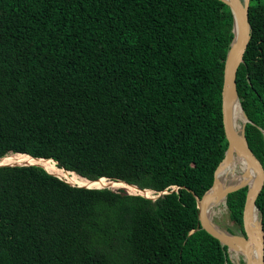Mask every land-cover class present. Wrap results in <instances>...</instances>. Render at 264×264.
<instances>
[{"label": "trees", "instance_id": "16d2710c", "mask_svg": "<svg viewBox=\"0 0 264 264\" xmlns=\"http://www.w3.org/2000/svg\"><path fill=\"white\" fill-rule=\"evenodd\" d=\"M236 71L247 144L264 166V0H250ZM233 17L222 0H0V264H235L201 228L195 196L227 141L223 68ZM176 189H172L173 187ZM247 187L226 196L242 230ZM264 231V185L256 199Z\"/></svg>", "mask_w": 264, "mask_h": 264}, {"label": "water", "instance_id": "95a60500", "mask_svg": "<svg viewBox=\"0 0 264 264\" xmlns=\"http://www.w3.org/2000/svg\"><path fill=\"white\" fill-rule=\"evenodd\" d=\"M222 1L230 8L233 17V25H232L233 38L230 42V46L227 51L224 62L223 81L221 88L222 123H223L225 138L227 141V148L225 150L223 159L220 161V163L218 164V166L214 171V179L211 187L207 189L201 197L195 196L198 207V218L201 228H203L210 235L216 238L222 245H225L227 247V252H229L230 249L238 248L244 256L243 259L244 264H264V231L262 225V216L259 215L258 225L254 226L251 223V217L253 215V212L256 210L259 212L255 202L258 197V194L260 193L264 185V166L262 165L260 160L255 156V154L251 151V149L247 144L244 134V127H245V123L248 122V118L246 117L241 105L240 108L242 110L245 120L243 121L238 134L235 132V129L231 122L230 110H229V103L232 97L233 96L237 97L236 83H235L236 71L239 64L243 61V55L247 47V44L250 40V24L248 19V9H249L250 0H222ZM238 103L240 104L239 100ZM236 154H241V156L246 160L249 167L253 171L254 180L252 184L243 181L236 182L233 185L227 186V188L225 189L223 198L226 204V196L228 193L233 192L244 186L247 187L243 209H242V230H241V234H233L229 231H223V230L222 233H219L209 227V222L207 221L205 207H206L207 199L210 197V195L213 194L212 189H214L217 183V176L223 169H225L229 165V163L232 161L233 157H235ZM32 158L46 159V158H35V157ZM48 159L54 161L56 165L58 164L56 160L51 158ZM1 165H39L43 167L41 164L38 163H25V164L0 163V166ZM62 169L66 170L64 168ZM52 174L63 179L64 181H66L71 185L83 186L87 188H105V187L113 188L112 186L113 182H121L125 185L134 187L137 190V192H129L125 186H121L119 188H124L126 192L130 194H139L148 198H156L163 193L170 192L167 189H165L156 193L154 190L150 188H139L137 185L129 184L123 180L111 179L106 177H100L97 179L85 178L87 180V183L73 184L68 182L65 178L61 176H58L54 173ZM101 179H106L107 182L98 183L100 182ZM176 188L177 187L174 186L172 189H176ZM145 191H149V193H154L155 196L146 194Z\"/></svg>", "mask_w": 264, "mask_h": 264}, {"label": "bare ground", "instance_id": "6f19581e", "mask_svg": "<svg viewBox=\"0 0 264 264\" xmlns=\"http://www.w3.org/2000/svg\"><path fill=\"white\" fill-rule=\"evenodd\" d=\"M239 99V98H238ZM238 99L236 96H233L230 103H229V110H230V117L235 132L238 134L241 124L245 120L242 110L240 108V104L238 103ZM0 163L3 164H25V163H38L41 164L47 171L54 173L58 176L65 178L68 182L73 184H85L87 180L84 177L77 175L74 172H69L63 170L62 168L58 167L56 163L49 159H34L29 155L24 153H10L9 155H5L0 158ZM235 180L236 182H247L249 184L253 183L254 174L252 169L249 167L246 160L241 156V154H236L233 157L232 161L229 165L223 169L219 175L217 176V183L212 189L213 194L207 199L206 203V217L207 221L209 222V227L219 233L223 231L219 229L215 224H213V215L215 212L219 210V204L224 202L223 194L225 189L228 185H226L227 180ZM107 182L106 179H101L100 182ZM113 188L125 186L129 192H137V190L132 187L125 185L121 182H113ZM245 187V186H244ZM146 194H151L149 191H145ZM259 212L256 210L253 212L251 217V223L256 226L259 223ZM236 254L242 253L238 248L231 249ZM243 262V261H242Z\"/></svg>", "mask_w": 264, "mask_h": 264}, {"label": "rangeland", "instance_id": "374dc122", "mask_svg": "<svg viewBox=\"0 0 264 264\" xmlns=\"http://www.w3.org/2000/svg\"><path fill=\"white\" fill-rule=\"evenodd\" d=\"M225 183L226 185L230 186V185L235 184L236 181L232 179L231 180L228 179ZM111 189H117V187L111 188ZM150 195L155 196L154 193H151ZM212 221H213V224H215L219 229L223 231H229L233 234H241L240 227L231 220L229 216V211L227 209L225 202H221V204H219V210L218 212L214 213ZM228 255L231 261H233L234 263L244 264V262H242L244 259V256L242 253L236 254L233 250L230 249L228 252Z\"/></svg>", "mask_w": 264, "mask_h": 264}]
</instances>
